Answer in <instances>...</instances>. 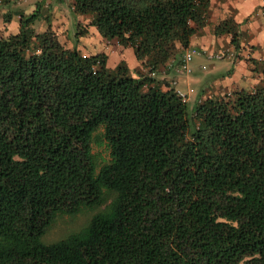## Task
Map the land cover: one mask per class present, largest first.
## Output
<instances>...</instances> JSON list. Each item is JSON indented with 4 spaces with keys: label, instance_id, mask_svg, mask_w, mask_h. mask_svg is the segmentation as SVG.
I'll list each match as a JSON object with an SVG mask.
<instances>
[{
    "label": "trees",
    "instance_id": "1",
    "mask_svg": "<svg viewBox=\"0 0 264 264\" xmlns=\"http://www.w3.org/2000/svg\"><path fill=\"white\" fill-rule=\"evenodd\" d=\"M208 1L70 0L132 50L147 70L135 77L61 45L49 25L36 32L48 19L38 3L12 12L0 35V264H264V57L250 58V88L205 96L202 83L190 103L153 84L167 61L179 68ZM213 31L237 47L231 19ZM86 212L44 240L57 218Z\"/></svg>",
    "mask_w": 264,
    "mask_h": 264
},
{
    "label": "rangeland",
    "instance_id": "2",
    "mask_svg": "<svg viewBox=\"0 0 264 264\" xmlns=\"http://www.w3.org/2000/svg\"><path fill=\"white\" fill-rule=\"evenodd\" d=\"M46 0H6L3 5L0 7V35L6 36L10 34L11 26L8 24L11 22H15V17L17 15H11L12 12L18 13V12H24L25 14H28L33 9L34 5L36 3L39 4V11L41 14H44L48 17L47 20H44L43 18H40L36 20L33 24V29L36 32L44 31L48 25L49 28L54 32L55 37L57 41L63 45V46H73L76 47L78 50L84 51V53H96V52H104L106 53L109 49H112L114 47H117V43L114 40H104L101 38V36L96 32L95 28L91 25H87L88 19L86 17L80 15V14H74L71 11L70 7V0H62L60 2V6L55 9V5H57V2H48L45 4ZM61 9V10H60ZM59 10V13L64 14V20L66 22L61 21V17H58V19L54 16L55 11ZM3 12H6L7 14L11 15V20H9L8 23H5L2 21L1 14ZM15 26V25H14ZM85 28V32L83 34L76 36L75 32L77 28ZM69 38H66V37ZM120 46V45H119ZM122 47V46H121ZM259 48V46H258ZM227 51V53L224 54L223 57L220 58L218 56V53H206L207 56L197 55L194 54L195 51H192V60L188 63V72H179L177 70H174V68L171 66L169 67L166 72L164 71V68H158L156 71L155 76L161 77V79H155L158 80L157 82H163L166 86H173V88H178L179 92L184 96L186 102L190 103L193 102V99L196 98L194 94L196 93V96H198L199 91H197V87L201 86V84H206L205 89L203 90V94L210 95V96H216L221 94L222 92H217L216 94H213V90H216V87L214 86L212 89L210 88V85H214L215 78H220L228 75L229 71L232 69L231 64L229 63V60L233 57V53ZM252 53V52H251ZM184 54V52H183ZM182 54V55H183ZM205 54V53H204ZM205 54V55H206ZM121 55L123 56L122 60L123 63L127 68L130 69L131 73L134 74L133 77H135L139 73L138 67L134 66L133 68L128 67L131 65V63L139 62L135 56L132 53V50H123L121 52ZM182 55L180 56V63L182 59ZM254 56H257V53L254 54ZM115 57V56H113ZM121 58V57H119ZM207 58V59H206ZM239 58V57H237ZM263 58L262 56L259 57V60ZM208 60L210 64L208 67L206 66V69L203 71H200L198 75L193 74L191 69V65L193 67V61H200V60ZM253 59H257V57H253ZM248 60L249 63L246 65L244 64V72L243 75L245 76L242 78V82L244 88H250L253 84H255L253 81L256 79V82L259 77L258 69L254 68V65L252 64L251 59H243V61ZM258 60V59H257ZM140 63V62H139ZM225 63V64H224ZM141 65V63H140ZM222 66V67H220ZM215 68V69H214ZM217 70H220V73H218ZM129 71V70H128ZM206 72V73H205ZM130 73V72H129ZM209 74H214L213 76L210 75L209 78L206 79V77ZM187 77L185 85H182L181 87L179 84L180 80L183 77ZM153 80V81H154ZM200 82V84L198 83ZM194 89V93L192 94V91ZM200 88V87H199ZM220 90V89H217ZM198 92V94H197ZM199 99V98H198ZM92 152L95 154V157L97 160L100 159H106V151L102 145H98L96 142H92L91 145ZM86 213H80L77 216L73 218H69L65 215H62L61 217L57 218L55 223L52 225V227L47 231V233L44 235V240L51 241L56 238H59L63 236L66 231L70 230L71 228L79 227L86 219L87 216Z\"/></svg>",
    "mask_w": 264,
    "mask_h": 264
},
{
    "label": "crops",
    "instance_id": "3",
    "mask_svg": "<svg viewBox=\"0 0 264 264\" xmlns=\"http://www.w3.org/2000/svg\"><path fill=\"white\" fill-rule=\"evenodd\" d=\"M52 1L55 3L57 2V5H55L56 9L62 0H46L45 4H47L48 2L52 3ZM263 4L264 0L208 1L204 25L199 29L197 33L190 36L188 46L183 52L187 50H194V54L202 55V57H205L207 56L206 53H211L215 50L225 47L228 51L233 53V57L231 58V60H229L232 69L229 71L228 75L220 78V80L218 78H215L216 80L213 82L214 85H210L211 89L214 86L216 87V90H213V94H216L217 92L223 93L229 92L234 89L244 88V86H242L243 82L241 79L245 77L243 75V72L245 71L244 64L246 65L247 63H249V61H243V59H250L253 57H257V59H259L260 56L264 57V14L261 8ZM54 16L57 19L58 17H61V21L66 22L64 20V14L59 13V10L55 11ZM224 18L231 19L232 22L236 25V48H234L235 46H233L232 44H229V35L225 33L215 34L213 31L214 25L219 23ZM14 19L16 20L17 16ZM123 50L131 49L117 45V47L109 49L106 53L101 52L106 55V66L114 67L120 60H122L123 56L121 55V52ZM250 51L252 53H250ZM256 53L257 56H254V54ZM139 62L131 63V65H129L128 67L131 66V68H133L134 66H137L139 69V73H141L142 71V75H145L147 72L146 67L142 64L140 65ZM209 64L210 62L208 60L203 59L200 61H193V67L191 65V69L193 68V74L198 75L200 71L205 70L206 66L208 67ZM168 65H171L174 70L180 71L178 66L172 64L171 60L167 61L164 64L165 67H168ZM127 69L129 70L130 74L134 76V74L131 73L130 69ZM217 71L218 73H220V70ZM210 75L212 74H209L206 79L209 78ZM155 79H161V77L156 76ZM186 80L187 77H183L178 85H185ZM157 81L158 80H154L153 84H156L161 89L170 87L163 84V82H160V80L159 82ZM253 82L256 83V79ZM198 83L200 84V82ZM205 88L206 87L204 86L203 89Z\"/></svg>",
    "mask_w": 264,
    "mask_h": 264
},
{
    "label": "built area",
    "instance_id": "4",
    "mask_svg": "<svg viewBox=\"0 0 264 264\" xmlns=\"http://www.w3.org/2000/svg\"><path fill=\"white\" fill-rule=\"evenodd\" d=\"M191 54H192V51L190 50H187L184 52V54L182 55V59H181V63L179 64V69L184 71V72H188L189 71V68H188V63L191 61ZM220 56V55H218ZM149 75L152 76V73H148ZM179 94L181 96H183L180 92Z\"/></svg>",
    "mask_w": 264,
    "mask_h": 264
}]
</instances>
